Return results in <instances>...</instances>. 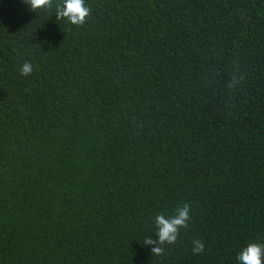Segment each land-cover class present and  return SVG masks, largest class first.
<instances>
[{
    "label": "trees",
    "instance_id": "16d2710c",
    "mask_svg": "<svg viewBox=\"0 0 264 264\" xmlns=\"http://www.w3.org/2000/svg\"><path fill=\"white\" fill-rule=\"evenodd\" d=\"M60 2L0 0V264H239L264 245V0H85L80 26Z\"/></svg>",
    "mask_w": 264,
    "mask_h": 264
},
{
    "label": "clouds",
    "instance_id": "9594fccd",
    "mask_svg": "<svg viewBox=\"0 0 264 264\" xmlns=\"http://www.w3.org/2000/svg\"><path fill=\"white\" fill-rule=\"evenodd\" d=\"M29 10L36 11L38 9H50L53 6V0H22ZM90 8L85 6V0H61L55 6L56 19L66 18L73 25H83L86 17L90 15ZM32 65L29 62H24L20 67L21 75L28 76L32 73ZM243 80H235L229 87H234V84H239ZM190 206L185 203L183 206H178L174 214L165 217L160 213L155 215V233L157 239L153 240L151 236L143 240L144 245H152L150 251L152 255L161 256L165 249L164 245L174 244L178 238L180 229L188 227L190 220ZM192 252L200 254L204 249V244L201 240H193ZM239 264H264V245L256 242H250L246 247H243L237 254Z\"/></svg>",
    "mask_w": 264,
    "mask_h": 264
}]
</instances>
